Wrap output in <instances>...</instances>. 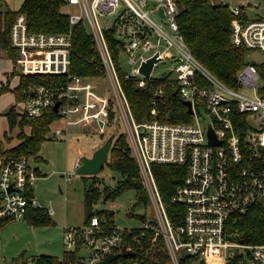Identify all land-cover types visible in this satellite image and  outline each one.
Returning a JSON list of instances; mask_svg holds the SVG:
<instances>
[{"label": "built area", "instance_id": "obj_1", "mask_svg": "<svg viewBox=\"0 0 264 264\" xmlns=\"http://www.w3.org/2000/svg\"><path fill=\"white\" fill-rule=\"evenodd\" d=\"M65 1L76 6L68 13L66 32H30L22 12L16 13L10 25L9 43L21 74L66 77L55 86L29 83L20 114L38 117L59 101L56 113L63 122L48 135L63 138L71 125H93L103 132L110 111H117L124 120V137L146 193L145 205L152 209V217H143L138 226L109 224L98 210L89 211L80 225L63 226L62 244L65 251H71V264H100L110 254L115 257L105 264H141L135 253L148 230L161 237L172 264H180L182 255L195 259L190 264H264V238L250 243L238 236L240 217L255 203L264 206V70L244 63L235 73L234 85L219 80L190 52L178 30L175 0H151V5L150 0ZM214 3L226 5L232 14L229 39L233 45L264 52V19L244 18L240 4ZM105 15L113 18L102 24L99 17ZM77 24L97 52L101 76L108 80V94L101 93L92 81L97 76L70 72L71 27ZM106 29L118 40V58L120 54L127 57L129 70L123 71L124 76L135 79L138 87L153 88L152 107L166 87L181 101L188 100L190 112L184 105L187 120L134 119L106 41ZM150 56L155 62L145 76L139 65ZM153 79L160 83L153 86ZM242 87L250 88L251 95L241 92ZM152 111L155 113L154 108ZM166 116L171 117V112ZM241 116L242 123L234 124ZM208 128L219 143H209ZM79 163L77 158L73 172ZM152 163L184 168L171 197L182 206L178 223L168 216ZM36 176L28 157L1 156L0 218L24 220L28 207H40L32 195Z\"/></svg>", "mask_w": 264, "mask_h": 264}, {"label": "trees", "instance_id": "obj_2", "mask_svg": "<svg viewBox=\"0 0 264 264\" xmlns=\"http://www.w3.org/2000/svg\"><path fill=\"white\" fill-rule=\"evenodd\" d=\"M175 1L178 7L176 15L178 30L184 36L192 55L219 80L234 85L235 73L245 63L246 49L230 42L229 31L232 14L227 6L216 4L211 0ZM63 4H67L65 0H21L19 7L15 10L10 8L0 10V47L12 52L9 43V28L18 12L25 15L27 28L30 32L62 33L68 31V14L60 10ZM105 37L116 63L120 85L134 119L138 122L153 118L187 120L188 114L183 102L174 96L168 87L165 88V94L160 96L152 107L150 100L154 96L153 88L150 85L143 88L138 87L135 79L124 76V72L118 65V40L113 37L111 29L105 30ZM70 72L89 78L102 75L97 52L90 37L80 24L71 27ZM65 81L66 77L63 75L20 74L18 84L13 88L14 97L18 100L24 98L26 94L24 89L29 83L55 86ZM150 83L155 86L160 83V79H153ZM153 108L155 113L152 111ZM168 111L171 112V117L166 116ZM5 117L9 132L14 127L18 128L16 137L19 141L7 148L0 147V156H11L15 159L21 156L38 158L41 142L49 138L48 133L60 120L58 114L50 107H46L38 117L19 115L11 107ZM113 117L114 112L110 111L106 126ZM242 119V116L238 120L234 119V124L240 125ZM112 134V141L104 165L110 170L118 172L120 176L117 179L116 187L112 190L104 187L105 191L109 192L108 197H110L112 193L133 189L136 200L145 205L147 203L146 193L130 146L123 133L113 132ZM3 136L6 139L10 138L6 131L3 132ZM151 166L168 216L171 221L178 223L182 206L172 202L171 197L175 187L182 180L184 168L177 164L164 163H152ZM99 196H101L100 190L95 185H88L83 190L85 205H89ZM102 212L108 223H112L113 212ZM88 214L89 212L85 215L84 220ZM24 218L25 221L33 225L52 224L49 213L41 207H28ZM139 218L143 219V216H139ZM7 221H9L8 218H0V228ZM238 228V236L243 241L250 243L262 241L264 238V206L261 203L253 204L245 215L240 217ZM135 255L141 264H172L161 237L154 235L150 230L146 231ZM71 259V251H64L60 260L49 254H39L33 258V262L34 264H71ZM194 260L193 257L182 255L179 262L180 264H190Z\"/></svg>", "mask_w": 264, "mask_h": 264}, {"label": "rangeland", "instance_id": "obj_3", "mask_svg": "<svg viewBox=\"0 0 264 264\" xmlns=\"http://www.w3.org/2000/svg\"><path fill=\"white\" fill-rule=\"evenodd\" d=\"M217 2L219 0H211ZM241 0H223L224 3L234 5ZM254 4L242 7L243 14L248 18L264 19V0H253ZM21 0H0V9H17ZM153 2L150 0L148 5ZM74 5L63 4L60 10L64 13H73ZM113 15L100 16L102 24L110 22ZM164 22V20H162ZM126 55L120 54L118 65L122 71L127 72L129 65ZM15 54L4 48L0 49V147L7 148L16 144L17 127L10 132L7 128L5 114L14 106L17 111L22 107L14 97L13 88L17 83L20 72L14 64ZM244 62L253 63L257 68L264 70V52L259 49H247L244 53ZM167 72V69L165 68ZM154 74H158L154 69ZM161 74V73H160ZM5 77L8 82L5 81ZM92 78L101 93L108 94V80L102 76ZM258 82H262L258 79ZM9 84V85H8ZM1 87H3L1 89ZM241 92L251 95L250 88L242 87ZM62 120L56 122L53 128L62 125ZM109 126V127H108ZM105 131L97 132L93 125H71L63 138L43 140L38 150L39 158L28 157L30 165L37 167L39 174L32 185V195L41 208L51 211L49 213L52 224L33 225L24 220H10L0 228V264H34L33 258L39 254H49L61 259L65 247L62 244L63 226L80 225L89 211L113 212V223L116 226H138L139 216L152 217L150 205H143L137 201L135 190L126 189L112 193L103 200L108 191L116 187L119 173L110 170L106 165L96 175H79L74 170V163L81 156H89L96 146H99L111 133H125V123L116 111L114 117L108 122ZM26 130V129H25ZM6 131L9 139L3 136ZM103 134V135H101ZM68 177V180H66ZM88 185H95L100 190V195L89 205L84 204L83 190ZM109 193V192H108ZM148 202V201H147ZM46 210V211H47ZM47 211V212H48ZM80 253H85L82 250ZM193 264H197L194 262Z\"/></svg>", "mask_w": 264, "mask_h": 264}, {"label": "water", "instance_id": "obj_4", "mask_svg": "<svg viewBox=\"0 0 264 264\" xmlns=\"http://www.w3.org/2000/svg\"><path fill=\"white\" fill-rule=\"evenodd\" d=\"M239 4L244 7V6H249V5H253L254 1L253 0H241L239 2ZM159 14L161 16H163L161 9H159ZM153 62H155V57L154 56H150L148 57L145 61H141L140 65H139V72L142 73L143 75L147 76L149 74V71L152 67ZM173 93H175V91H173ZM31 94V92H30ZM183 104L186 106V109L188 112H190V104L188 100H184L182 101ZM59 101H55L52 106L51 109L56 112L57 109V105H58ZM168 115H170V112H168ZM100 123V122H99ZM112 137L113 134H109L104 141L97 146L95 149L92 150V152L90 153L89 156H81L80 157V163L79 165L76 167L75 172L79 175H96L100 169L102 168L105 160H106V156L112 141ZM208 137H209V143H219V141H217L211 131V128H208ZM109 196V193L107 192L102 198L103 200L107 199ZM115 257V255L110 254L108 256H106L101 262L100 264H105L107 261H109L111 258Z\"/></svg>", "mask_w": 264, "mask_h": 264}, {"label": "crops", "instance_id": "obj_5", "mask_svg": "<svg viewBox=\"0 0 264 264\" xmlns=\"http://www.w3.org/2000/svg\"><path fill=\"white\" fill-rule=\"evenodd\" d=\"M240 6H241V5H240ZM241 8H242V6H241ZM0 10H2V9H0ZM241 11H242V9H241ZM242 13H243V11H242ZM242 15L244 16V18H248L246 15H244V14H242ZM0 49L4 50L3 47H0ZM12 53H13V50H12ZM20 74H21V73H20ZM20 74H18L16 85H17L18 82H19V75H20ZM6 78H9V77H5V81H4V82H5V83H6V82L9 83V80L7 81ZM6 84H7V83H6ZM8 85H9V84H8ZM16 85H15V86H16ZM15 86H14V87H15ZM24 91H25V89H24ZM23 99H24V98L19 99V102H20L21 104H22ZM10 108H11V107H10ZM10 108H9V109H10ZM12 108H13V110H14L16 113H18L19 115H21V114H20V111H21L22 107H21L20 109H18L17 111L15 110L14 106H12ZM9 109H8V110H9ZM96 147H97V146H96ZM94 149H95V148H94ZM39 157H40V155H39ZM39 157H38V158H39ZM0 158H1V156H0ZM33 167H34V166H33ZM34 169H35V173H36V175H38V174H39V171H38L37 167H34ZM46 210H47V209H46ZM10 220H13V219H9V221H10ZM7 222H8V221H7ZM7 222H6V223H7ZM3 225H4V224H3Z\"/></svg>", "mask_w": 264, "mask_h": 264}]
</instances>
